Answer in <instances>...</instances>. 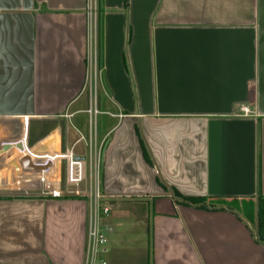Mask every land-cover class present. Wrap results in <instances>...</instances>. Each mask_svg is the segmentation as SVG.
Returning <instances> with one entry per match:
<instances>
[{"label": "crops", "instance_id": "crops-1", "mask_svg": "<svg viewBox=\"0 0 264 264\" xmlns=\"http://www.w3.org/2000/svg\"><path fill=\"white\" fill-rule=\"evenodd\" d=\"M88 2L0 0V264H85L90 200L51 191L91 148L107 264H264V0H99L97 74Z\"/></svg>", "mask_w": 264, "mask_h": 264}, {"label": "built area", "instance_id": "built-area-1", "mask_svg": "<svg viewBox=\"0 0 264 264\" xmlns=\"http://www.w3.org/2000/svg\"><path fill=\"white\" fill-rule=\"evenodd\" d=\"M99 16V0H89V68L90 73L97 74V30ZM86 113L91 118V125L100 113L98 105L91 106ZM63 162L62 169L65 172L57 189L51 191L54 198L62 199L67 197H87L90 200V220L87 233L86 262L85 264H107L103 258L106 253V229L102 225V220L110 216L111 207L108 204L100 186L101 172V152L92 151L90 153L89 164L86 159L77 157L73 153H66L57 156ZM89 165V166H88Z\"/></svg>", "mask_w": 264, "mask_h": 264}, {"label": "trees", "instance_id": "trees-1", "mask_svg": "<svg viewBox=\"0 0 264 264\" xmlns=\"http://www.w3.org/2000/svg\"><path fill=\"white\" fill-rule=\"evenodd\" d=\"M127 2H128V0H126V5L128 4ZM99 27H100V24L98 25V28ZM96 53H97V66H98V69H100L101 64H102L101 39H100V41H98ZM136 133L138 136V140H139V143H140V146L142 149L144 159L149 166H152V162L150 160L147 148L145 146L144 140L142 138V135H141L139 129H136ZM176 196L178 198L177 204L180 206L195 208V209H198L201 211H206V212L224 211L223 208H217V207H214L211 205H207V203H206L207 200L205 198H185V197H181L179 195H176ZM251 203L247 204V206H248L247 209L252 208ZM246 214H247V212H246ZM254 237H255L256 243L264 247V196L262 194L261 187H260L259 195H258V199H257V230H256V234L254 235Z\"/></svg>", "mask_w": 264, "mask_h": 264}, {"label": "water", "instance_id": "water-1", "mask_svg": "<svg viewBox=\"0 0 264 264\" xmlns=\"http://www.w3.org/2000/svg\"><path fill=\"white\" fill-rule=\"evenodd\" d=\"M19 150H22V144L18 145ZM22 166L24 167L25 170L27 171H46L49 168L50 163L47 166H35L32 163V159L30 156L25 155L22 160H21Z\"/></svg>", "mask_w": 264, "mask_h": 264}, {"label": "rangeland", "instance_id": "rangeland-1", "mask_svg": "<svg viewBox=\"0 0 264 264\" xmlns=\"http://www.w3.org/2000/svg\"><path fill=\"white\" fill-rule=\"evenodd\" d=\"M98 70H100V69H98ZM96 95V94H95ZM99 99V98H98ZM104 118H106V117H104V116H98V121H102ZM233 208H234V206H233ZM32 250H33V248H27V249H25L24 250V253H27L28 255H30L31 257L34 255V254H32L31 252H32ZM34 251V250H33ZM34 257V256H33ZM33 263V259H32V261H31V263L30 264H32Z\"/></svg>", "mask_w": 264, "mask_h": 264}]
</instances>
